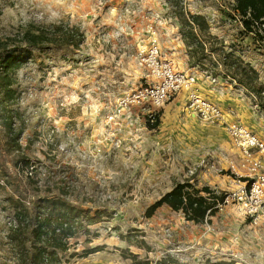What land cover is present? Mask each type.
I'll return each mask as SVG.
<instances>
[{
    "label": "rangeland",
    "instance_id": "rangeland-1",
    "mask_svg": "<svg viewBox=\"0 0 264 264\" xmlns=\"http://www.w3.org/2000/svg\"><path fill=\"white\" fill-rule=\"evenodd\" d=\"M182 2L188 11L206 15L211 33L250 62L264 81V34L245 28L235 0ZM172 11L167 0H0L3 38L21 35L32 24L57 22L80 26L86 35L79 48L33 51L16 74L14 108L23 116L17 117L15 129L23 125L24 132L15 147L0 122V264H16L5 239L14 216L7 196L18 188L31 201L39 193L58 195L62 187L71 202L102 211L89 233L72 238L70 252L78 255L67 256L63 264L84 258L87 246L101 245L102 251L110 248L105 254L116 258L115 264H132L123 249L159 264L167 257L181 264H264V221L253 224L234 203L220 206L202 223L168 205L145 216L146 208L179 181L218 192L233 188L228 162L239 154L229 135L223 139L222 124L202 118L188 105L165 111L170 101L156 111L161 118L156 129L147 125L153 119L142 109L148 108L137 106L121 113L118 125L107 122L123 96L150 82L139 52L148 42L149 24L160 40L164 27L173 24L180 30ZM195 66L205 75L213 68L210 63L209 70ZM219 70L225 85L256 103L224 74L225 67ZM256 109L264 112L258 104ZM22 155L32 160L39 186L30 184L17 166ZM122 233L131 239H122ZM88 237L92 241L86 245Z\"/></svg>",
    "mask_w": 264,
    "mask_h": 264
},
{
    "label": "trees",
    "instance_id": "trees-1",
    "mask_svg": "<svg viewBox=\"0 0 264 264\" xmlns=\"http://www.w3.org/2000/svg\"><path fill=\"white\" fill-rule=\"evenodd\" d=\"M167 2L180 22V34L187 46L191 64L209 70L207 63H210L213 68L209 71L213 76L221 73L219 66L225 67L224 74L254 95L256 104L264 108V81L259 71L234 50L225 48L222 40L211 33L206 15L188 11L182 0ZM235 9L248 31L255 30L253 25L256 21L264 22V0H235ZM85 38L80 26L65 22L50 26L32 24L21 35L6 38L0 36V122L8 129L7 137L11 145L17 147L24 132L23 125L18 132L15 129L17 117L21 119L23 116L22 112L14 108V101L18 98L15 83L19 69L28 62L35 50L42 51L51 47L79 48ZM160 122L158 114L147 125L150 129H156ZM16 164L30 184L39 186V180L29 174L31 170L33 173L36 171L30 158L19 156ZM14 193L6 198L7 209L14 212V223L7 226L5 239L16 264H63L67 256L78 255L77 252H70L72 238L81 232L89 233V225L99 222L102 217V211H93L71 202L65 187L60 188L58 195L39 193L31 201L26 199L24 190L19 191L17 188ZM225 197L226 191L218 192L208 185L199 189L190 180L179 181L146 208L145 216L150 218L160 207L168 205L175 211H182L187 220L202 223L208 216L219 211ZM120 236L122 239H131L130 233H122ZM91 241L88 237L85 244ZM103 249V245L87 246L83 256ZM122 251L125 258L133 260L132 264H150V260L141 258L138 253L127 252L125 249ZM161 264L181 263L167 257L161 260ZM204 264L236 262L208 260Z\"/></svg>",
    "mask_w": 264,
    "mask_h": 264
},
{
    "label": "built area",
    "instance_id": "built-area-1",
    "mask_svg": "<svg viewBox=\"0 0 264 264\" xmlns=\"http://www.w3.org/2000/svg\"><path fill=\"white\" fill-rule=\"evenodd\" d=\"M253 26L264 34V22L256 21ZM148 33V42L142 46L139 58L140 63L149 72L150 82L123 96L117 103L116 109L107 116V122L117 121L118 125L119 115L125 114V110L133 106L148 108L150 117L154 120L159 108L171 101L181 90L189 89L188 107L195 110L202 118L222 124L239 154V158L228 162V170L234 186L226 191L225 200L220 206L234 203L241 214L253 224L262 223L264 221V133L260 135L241 121L229 119L221 106L203 97L196 90L197 75L190 69L176 67L166 58L157 29L152 24H149ZM33 172L31 170L29 174L33 176ZM13 223L12 221L10 225Z\"/></svg>",
    "mask_w": 264,
    "mask_h": 264
},
{
    "label": "crops",
    "instance_id": "crops-1",
    "mask_svg": "<svg viewBox=\"0 0 264 264\" xmlns=\"http://www.w3.org/2000/svg\"><path fill=\"white\" fill-rule=\"evenodd\" d=\"M163 31L164 32L162 33L160 45L166 58L171 60L176 65V67L180 69H191L192 71L198 73L196 90L207 99L219 104L229 119L242 121L246 125L250 126L253 131L257 132L258 134H263L264 112L261 113L256 109V103H254L249 96L232 91L228 85L224 84L223 79L220 78L219 75L213 76L209 73L206 75L202 74L195 65H192L187 46L182 39L179 28L175 29L172 24L171 26L164 27ZM189 93V89L181 90L165 106V111L170 110L172 107L181 109L183 105H188ZM142 110H145L147 111L146 113H148L147 109ZM222 137L224 140L229 139L225 128H222ZM164 206L165 205L162 207ZM106 248L108 249L95 252L94 254L96 255L94 256L91 254V257L93 258L90 256L84 257L74 261L72 264H115L116 258L113 256H106L105 253H107V251L110 249L109 247ZM90 261L92 263H90Z\"/></svg>",
    "mask_w": 264,
    "mask_h": 264
}]
</instances>
